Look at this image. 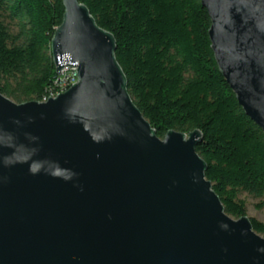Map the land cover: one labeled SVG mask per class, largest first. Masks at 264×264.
<instances>
[{"label":"water","instance_id":"1","mask_svg":"<svg viewBox=\"0 0 264 264\" xmlns=\"http://www.w3.org/2000/svg\"><path fill=\"white\" fill-rule=\"evenodd\" d=\"M51 41L78 81L47 100L0 91V264H264V236L206 177L202 131L160 137L112 31L63 0ZM220 72L264 130V0H202Z\"/></svg>","mask_w":264,"mask_h":264},{"label":"trees","instance_id":"2","mask_svg":"<svg viewBox=\"0 0 264 264\" xmlns=\"http://www.w3.org/2000/svg\"><path fill=\"white\" fill-rule=\"evenodd\" d=\"M80 1L115 35L128 89L158 135L202 131L197 151L226 212L247 214L243 192L264 207V130L219 70L202 0ZM64 9L63 0H0L1 92L20 102L41 100L55 86L51 41ZM4 13L17 21L18 39ZM250 218L264 236V221Z\"/></svg>","mask_w":264,"mask_h":264},{"label":"rangeland","instance_id":"3","mask_svg":"<svg viewBox=\"0 0 264 264\" xmlns=\"http://www.w3.org/2000/svg\"><path fill=\"white\" fill-rule=\"evenodd\" d=\"M2 18H3L4 22L6 23V25L8 26L12 37H14L15 39H18L16 37L18 35V32H19L17 21L12 19V18H10L6 13L3 14ZM12 82H13V84H15L16 83V79H13ZM10 98L12 100H14L15 102H20V101L16 100L13 97H10ZM240 197L243 198L246 201V204H247V215L250 216V217H252V216L256 217L259 220L264 221V207L258 208L256 206V204L258 202H260L261 199L260 198H255V197L249 195L246 192L241 193Z\"/></svg>","mask_w":264,"mask_h":264},{"label":"built area","instance_id":"4","mask_svg":"<svg viewBox=\"0 0 264 264\" xmlns=\"http://www.w3.org/2000/svg\"><path fill=\"white\" fill-rule=\"evenodd\" d=\"M77 81L78 64L61 66V72L57 70V74L55 77V86L49 89L46 95L41 100L45 101L51 96L58 95L59 93L67 90Z\"/></svg>","mask_w":264,"mask_h":264}]
</instances>
